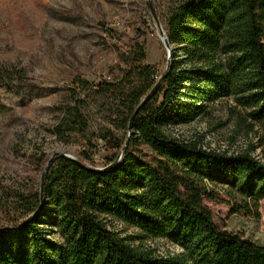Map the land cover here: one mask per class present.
Returning a JSON list of instances; mask_svg holds the SVG:
<instances>
[{"label":"trees","instance_id":"16d2710c","mask_svg":"<svg viewBox=\"0 0 264 264\" xmlns=\"http://www.w3.org/2000/svg\"><path fill=\"white\" fill-rule=\"evenodd\" d=\"M166 36L182 54L142 105L162 76L142 65L141 46L132 49L138 68L131 75L140 87L129 92L132 104L121 129L131 124L133 134L126 142L103 138L119 161L116 154L97 169L84 154L78 160L56 157L44 174L42 197L41 181L38 188L13 192L11 211L21 213V221L0 226V264H264V246L219 225L203 202L225 204L231 216L258 218L264 164L246 150L232 156L205 152L197 142L166 134L207 114L217 100L232 98L248 110L246 129L260 126L264 136V0H180ZM2 71L4 81L8 71ZM16 77L22 78L19 71L7 80ZM109 88L103 82L95 89ZM159 94L162 101L153 107ZM85 131L79 102L64 106L57 137ZM217 190L228 200H217ZM44 218L57 242L39 228ZM112 220L142 237L120 238L108 227ZM145 238H164L182 252L157 258L137 244Z\"/></svg>","mask_w":264,"mask_h":264},{"label":"rangeland","instance_id":"374dc122","mask_svg":"<svg viewBox=\"0 0 264 264\" xmlns=\"http://www.w3.org/2000/svg\"><path fill=\"white\" fill-rule=\"evenodd\" d=\"M179 1L0 0V67L8 77L14 71L22 77L0 80V226L21 221V213L11 211L12 193L38 188L45 160L60 154L78 160L84 154L101 169L117 154L103 138L126 142L131 137L133 132L121 129V123L132 104L129 92L140 87L131 75L138 68L132 49L141 46L142 65L154 67L158 78L163 76L170 62L182 54L165 45L167 19ZM103 82L110 84V90L96 91ZM75 101L86 131L57 137L61 110ZM161 101L159 94L151 104L157 107ZM246 112L232 98L219 99L207 114L188 125L168 128L166 134L230 156L246 150L264 164L262 128L255 125L248 131L251 121ZM119 159L117 154L115 162ZM216 198L228 200V195L217 190ZM203 202L219 225L264 246V199L259 202L258 218L231 216L225 204ZM46 222L42 219L39 228L57 242ZM107 223L120 238L142 237L119 222ZM137 244L155 254H176L169 242L145 238Z\"/></svg>","mask_w":264,"mask_h":264},{"label":"water","instance_id":"95a60500","mask_svg":"<svg viewBox=\"0 0 264 264\" xmlns=\"http://www.w3.org/2000/svg\"><path fill=\"white\" fill-rule=\"evenodd\" d=\"M165 45H166V47H168V43H167V42H165ZM168 69H169V65H168V67L166 68V71H165V73L163 74V76H162V77L160 78V80L155 84V86L151 89V91L149 92V94H148V95L142 100V102H141L140 105H142L145 101H147V100L151 97V95L156 91V89L158 88L160 82L165 78V75H166ZM130 130H131V124L128 125V131H130ZM56 157H64V158H68V159H70V160H73L72 158H70V157H68V156H66V155H63V154H60V155H54L52 158H50V159L48 160V162H47V164H46V167H45V169H44V171H43V173H42V175H41V184H40V195H41V197H42V186H43V178H44V174H45V172L47 171V169H48L49 165L51 164L52 160H53L54 158H56ZM41 207H42V205H41ZM32 218H34V216H32Z\"/></svg>","mask_w":264,"mask_h":264},{"label":"built area","instance_id":"2783aa9c","mask_svg":"<svg viewBox=\"0 0 264 264\" xmlns=\"http://www.w3.org/2000/svg\"><path fill=\"white\" fill-rule=\"evenodd\" d=\"M188 125V124H187ZM180 126H184V125H180ZM175 127H177V126H175ZM170 128H172V127H170ZM174 140V139H173ZM175 141H178V142H180L179 140H177L176 138H175ZM180 143H183V142H180ZM199 147H200V149L202 150V151H205V152H215L214 150H211V149H208V148H206V147H203V146H200L199 145ZM218 153V152H217ZM226 154V153H225ZM236 154H238V153H235L234 155H236ZM226 155H228V156H230L229 154H226ZM256 161H258V162H260V163H263V161H261L260 160V158L257 156L256 158H254ZM134 230V229H133ZM135 231H137V230H135ZM155 241L156 242H160V243H162V242H168L166 239H164V238H157V239H155ZM170 243V242H169ZM173 245V244H172ZM175 246V253L176 254H173V252H170V253H168V254H161L160 252H157V254H155V256L157 257V258H168V257H173L174 255H177V254H179V253H181L182 252V250L178 247V246H176V245H174Z\"/></svg>","mask_w":264,"mask_h":264}]
</instances>
